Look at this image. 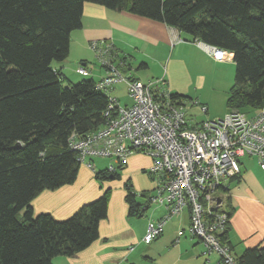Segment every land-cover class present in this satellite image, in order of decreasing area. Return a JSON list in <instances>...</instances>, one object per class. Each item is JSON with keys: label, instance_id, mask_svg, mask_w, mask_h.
I'll use <instances>...</instances> for the list:
<instances>
[{"label": "trees", "instance_id": "1", "mask_svg": "<svg viewBox=\"0 0 264 264\" xmlns=\"http://www.w3.org/2000/svg\"><path fill=\"white\" fill-rule=\"evenodd\" d=\"M87 3L161 22L195 42L231 52L235 83L228 112L253 116L264 106V0H0V264L76 257L99 239V225L107 218L111 189L62 221L35 215L32 207L42 192L76 182L81 164L71 135L84 137L106 124L107 92L93 79L67 83L53 67L67 60ZM169 97L179 106L189 99L179 93ZM123 169L105 168L96 177L119 180ZM125 188L129 215L143 216L152 197L141 195L148 197L141 203L130 180ZM226 201L223 211L230 220ZM230 229L228 223L219 235L228 246ZM235 262L264 264V247L246 249Z\"/></svg>", "mask_w": 264, "mask_h": 264}, {"label": "crops", "instance_id": "2", "mask_svg": "<svg viewBox=\"0 0 264 264\" xmlns=\"http://www.w3.org/2000/svg\"><path fill=\"white\" fill-rule=\"evenodd\" d=\"M176 34L183 42H174ZM226 52L225 60H216L199 42L161 22L87 3L82 26L71 35L67 60L54 62L53 67L62 71L67 83H74L77 76L98 83L109 71L101 62L102 54L105 58L110 57L125 77L143 83L162 80L165 90L187 95L189 99L184 109L189 102L195 104L197 101V105L207 107L206 115L220 113L209 116V119H214L224 113L217 111L205 92L217 89L218 83L222 82L219 77L226 76V65L234 64V55ZM80 67L88 74H81ZM121 87L125 89L126 96L120 94ZM107 94L122 106L133 103L124 83L116 84ZM187 120L190 124L193 122L191 125L199 124L191 121L193 119L188 115ZM250 159L254 158L241 159L240 176L229 180L222 190L223 200H227L226 206L230 204L233 213L229 220L228 243L236 258L246 249L264 247V172L260 167L258 171V168L247 166L245 161ZM151 165L152 160L148 156L132 154L121 178L115 181H100L96 177V166L90 169L84 165L74 184L44 191L33 200L35 215L47 213L62 221L111 189L108 215L99 225V239L76 257L62 256L57 260L59 264H221L220 255L205 253L203 241L192 235L188 208L166 223L159 238L145 243L150 221L157 222L165 217L167 208H158L157 205L155 209H160L161 214L150 216L152 204L143 216H130L125 183L128 180L132 182L139 202L144 203L157 186V176L148 172ZM143 194L148 197L144 198Z\"/></svg>", "mask_w": 264, "mask_h": 264}, {"label": "built area", "instance_id": "3", "mask_svg": "<svg viewBox=\"0 0 264 264\" xmlns=\"http://www.w3.org/2000/svg\"><path fill=\"white\" fill-rule=\"evenodd\" d=\"M174 38L175 43L183 42L177 34ZM199 44L216 60L226 59V51ZM101 62L109 71L97 89L107 92L124 83L133 103L122 106L110 97L105 126L84 137L71 135L70 147L80 164L94 169L93 158H110L114 163L108 170L115 171L132 154L148 156L152 160L148 172L157 176V194L150 201L166 206L167 215L150 221L145 243L159 238L166 223L188 208L190 231L203 241L205 253L216 252L223 264H235L230 247L219 236L229 223L222 190L241 174L244 157L257 158L264 172V106L253 116L234 110L222 119L191 125L184 106L170 99L162 80L143 83L125 77L110 57L101 54ZM79 72L88 74L83 67ZM202 110L206 113L207 107Z\"/></svg>", "mask_w": 264, "mask_h": 264}, {"label": "rangeland", "instance_id": "4", "mask_svg": "<svg viewBox=\"0 0 264 264\" xmlns=\"http://www.w3.org/2000/svg\"><path fill=\"white\" fill-rule=\"evenodd\" d=\"M98 55H100V54H98ZM225 70H226V76H224V78H223V76L219 77L222 80V82L218 83L219 87L217 89H214V90L207 89L208 91L205 92V95L209 96L210 99L212 100V103L217 108V111L224 113L223 116L217 117L214 119H209L210 118L209 116H211V115L210 114L206 115L205 112L202 110V106H204V105L200 106V105L192 104L191 102H189L185 108V112L187 113L189 119H193L191 121H194V123H201V122H205V121H214L217 119H222L228 114L227 98L229 96V91H230L231 87L235 83V64L228 63L225 67ZM156 71H158V70H156ZM82 79H86V78L82 77V76H77V79H75V81H73V82L78 83ZM153 81H156V79ZM119 92L122 96H126V91L123 87H121ZM107 93H108V91H107ZM109 96L111 97L110 94H109ZM219 114L220 113H216V115H212L211 117L218 116ZM191 124H193V122ZM93 163L97 168L96 170L100 171V170H103L105 168H108L114 162H113V159H110V158H93ZM245 163L247 166L250 165L252 167L258 168L256 170L259 171L260 166H259V160L257 158H254L253 160L252 159L246 160ZM81 166H84V165H81ZM156 194H157V191L155 190L151 194V196H156ZM155 206H157V204H154L152 206V208L150 209V211L148 213L150 216L151 215L154 217L159 216L161 214V210L158 208L163 207L164 209H166V206H163L160 204L158 205L157 209H155ZM166 211H167V209H166ZM186 228H188V227L186 226ZM60 258H62V256L54 258L53 263L59 264L57 260H59Z\"/></svg>", "mask_w": 264, "mask_h": 264}]
</instances>
